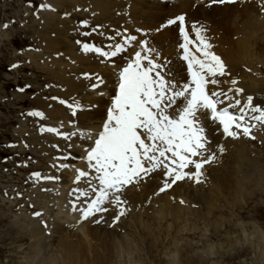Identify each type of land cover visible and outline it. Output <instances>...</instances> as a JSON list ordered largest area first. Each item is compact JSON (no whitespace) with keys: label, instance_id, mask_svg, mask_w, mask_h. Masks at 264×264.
I'll return each instance as SVG.
<instances>
[{"label":"rangeland","instance_id":"obj_1","mask_svg":"<svg viewBox=\"0 0 264 264\" xmlns=\"http://www.w3.org/2000/svg\"><path fill=\"white\" fill-rule=\"evenodd\" d=\"M94 5L95 0H0V264H264V134L256 136L263 143L252 157L256 179L239 198L220 186L221 195L215 197L214 207L207 210L208 201L201 194L210 192L204 184L180 183L181 180L179 212L164 214L159 212L161 197L155 193L152 202L137 208L134 202L141 196L136 190L139 187L131 186L124 187L121 194L110 195L101 206L106 211L82 218L77 207L83 197L75 201L78 193L70 195V191L83 190L88 199L96 196L95 191L90 192L93 185L82 186L89 181V173L77 179L78 173L84 172L80 168L86 160L85 149L94 146L92 139H85L86 129L97 125L89 121L94 118L80 116L89 111L85 92L91 90L86 85L96 80L101 66L114 63L115 67L119 60L115 57L105 62L106 58L88 53V62L74 65L72 57L85 54L83 43L104 49L106 44L117 42L115 34L124 27L128 16L125 8L118 14L112 10L111 14L120 15V20L110 26L98 17ZM217 15L224 23L234 17L233 13L219 10L212 14ZM85 20L87 28L81 27ZM96 26H100L99 30ZM106 29H110L108 33ZM146 31L148 45L155 48L152 54L163 52L164 39L171 38L170 35L164 37L152 25ZM110 36L115 39L109 40ZM130 50L134 55L136 51ZM165 61L162 57L161 63L156 62ZM71 66L73 70L69 72ZM255 67L264 78L262 64L255 63ZM92 68L96 72L88 71ZM167 71L172 72L169 65ZM61 77H68L69 85L62 84ZM37 111L41 117L27 114ZM47 128L56 131L48 132ZM231 140L235 149L234 139ZM76 147L80 152L75 161H66L67 156L75 154ZM227 167L221 166L222 175ZM236 173L237 169L231 170L226 177ZM241 174L245 170L240 171L239 178ZM117 196L121 203L115 202ZM117 217L118 222L114 223ZM91 228L96 237L89 233ZM57 229L69 237L76 236L71 242L80 244L79 248H85L86 253H76L75 259L66 262L62 252H55L63 235ZM108 229L127 242L124 253L122 250L117 254L112 249L109 253ZM87 233L91 237L84 235Z\"/></svg>","mask_w":264,"mask_h":264},{"label":"bare ground","instance_id":"obj_2","mask_svg":"<svg viewBox=\"0 0 264 264\" xmlns=\"http://www.w3.org/2000/svg\"><path fill=\"white\" fill-rule=\"evenodd\" d=\"M171 1L170 3H166V0H95L94 7L98 17L103 18L104 21H106L110 26L113 21L120 20V15L119 17L118 15L114 16L111 14V11L113 10L115 13L118 14L123 12V8L127 9L128 10L127 17L128 18L130 17V20L127 24H124V27L119 32L124 33L125 29H129L127 34L134 35L136 36L137 39L136 41L133 42L130 48H128L125 52H122L117 56L119 63L115 67H114L115 65L114 63L104 64L103 66H101L100 69H98L96 74V80L94 81L90 80L91 82L86 85V86L89 85V89L87 90H91L85 92L87 98H89V103H87L89 105V107H87L89 108V111L84 112L83 115L80 114V116L87 118H94L92 120L89 119L88 120L94 121V123L97 124L96 126L88 127V129H86L87 133L85 134H87V137L94 138L95 136H98L97 134L100 131H102V125L106 120L107 110L111 108L112 101L118 91L119 70L122 68V66H125L126 64L125 57L127 56V53H129L130 49H131L130 51L140 50L141 45L139 44L135 46V44L140 39H143L142 41H144V32H147L146 28L148 25L156 26L159 29L160 34L164 33V37L167 34L170 35L171 37V38L165 37L164 51L163 52L157 51L153 53L155 54V56L152 53H150L151 58L153 60L158 61L159 58L161 59L162 57H164L165 60L169 62L168 65L170 66L172 70L171 73H173V75L168 76L167 74L168 71H166L165 78L168 79L170 77L169 78L170 80H174L176 82L177 88L174 90H180V86L182 85V83L187 82L188 77L186 74V64L183 65V62L179 60V55H182V50L178 47V45L181 43L178 25H171L170 27H166L167 20L172 19L178 15L185 16V24L187 27V32L188 35L193 40L196 39L192 31V25L194 23L198 27H203L205 29L203 34L206 37L207 41L212 45L210 50L216 55H218L222 59L223 63L226 65V74L223 76L216 77L217 81H219L218 84L216 85L209 84L207 86V91L209 92V94L212 91H220L222 93H228L230 98L227 100L228 101L230 100L232 103H234L235 99H239L243 103L247 101L248 96H252L253 105L254 106L259 105L261 108H264V94L262 95L261 93L264 92L263 90L264 78L262 76H259L256 70H254V68L256 69L255 63H260L264 67V0H236L235 3H224V4L210 3V0H171ZM216 10L225 12L227 14L233 13L234 17H232V19L229 20L227 23H224L220 16L218 15L212 16V14ZM161 28L164 29L163 32L161 31ZM109 30L110 29H106L105 32L108 33ZM138 36L140 37L138 38ZM116 40L117 42L115 43L118 42L122 43L121 36H118ZM146 42L148 45L149 36ZM94 45L99 47V45L96 44ZM149 48L155 49L154 47L151 46H149ZM104 49L105 50L108 49L107 44L105 45ZM190 51L197 56L200 55L196 47L193 45H191ZM132 57H134V55H131V58ZM72 58L74 65H79V64H83L84 62H88V60L86 59V54H83L77 58L73 56ZM107 61L110 62V59L106 58L105 62ZM52 62L53 64H57L56 61H52ZM61 68L63 67L61 66ZM68 69L70 72L71 70H73V67L72 66L68 67ZM177 69L179 72H177ZM89 70H91V73L96 72L94 71L93 68L88 69V71ZM98 72L100 73V75ZM99 78H102L101 87L93 89L91 86L96 84ZM61 80H62V84L69 85L70 80L68 79V77L67 78L61 77ZM233 80L236 81L235 84L232 83ZM79 83H82L81 85L85 86L83 80H80ZM237 88L243 89V92L239 96L236 95L235 90ZM229 89H231L232 91L229 92ZM99 94L101 96H99ZM83 98L81 97V99ZM221 99L223 100L224 97ZM226 101L224 104L219 105L218 107H226L229 103V102L227 103ZM165 103L167 102L165 101ZM184 103L185 101H183L182 98L177 99V104L180 107H183ZM174 109L175 106L173 109H169L170 116L173 114ZM238 110H239L238 108L230 109V111H238ZM210 115H211L210 111L199 109L197 111H194L190 116V119L193 120L195 127L203 128L202 135L205 137L203 143L205 144V149H206V150L205 149L201 150L203 152V158L207 159L209 156H214V159L207 164V167L205 165L204 168L202 169L203 172V176L201 177L202 185L204 184L203 187L207 188L210 192V194H201L208 201L206 207L207 210H211L214 207L215 197L221 195L222 190L220 189V186L231 191V194L236 195L239 198V196L243 195V192H245V190L249 188L251 184L255 181L256 171L254 170L255 168L253 167V163H252L253 159L251 158L252 148L257 150L259 146L261 150L262 146L258 142L256 136L262 137V134H264V123H260L258 121H246V123L249 126L255 124V127L251 129L250 136L245 137L243 136L242 131L233 129V131L238 132V138L225 137V135L222 132V128L218 125V122H213L210 119ZM89 121L86 122H88L89 124L90 123ZM82 126L86 128V126L88 125H82ZM92 129L93 131L90 132V130ZM70 131L72 130L70 129ZM138 131L141 134V138L144 139L146 143H151V141L147 139L146 132H144L143 130H138ZM252 137L255 138L253 139ZM231 139H234L233 144L235 149L232 148L230 145L232 143ZM89 142L91 141H88V143ZM221 149H223V151H221ZM78 152H80L79 148L76 149V151L74 152L75 154L71 156H67L66 161L68 162L75 161V156H78ZM196 159L199 160L200 157H197ZM83 163L84 165H82L80 169L84 170L86 174L89 173L90 177H89V181H87L86 184L82 186H87L88 184L93 185V189L92 190L90 189V192L93 193L94 189L97 187V181L94 179L95 172L94 170L89 169L87 159ZM142 163L145 168L150 167V163L147 160H142ZM219 163L221 164V166L223 165L228 166L227 170L224 172L223 175H222L223 169L221 168ZM189 168L192 169V167ZM189 168L184 169V171L189 170ZM234 169L235 170L237 169V173L235 174V176L232 177L230 176L231 178L226 177L229 176L227 172ZM241 170H245V174L243 175L241 174L240 175L241 178H239L238 175ZM62 171L65 173L64 170ZM74 171L75 173H77L76 168ZM163 172L164 170L161 167L147 174L142 173L141 179H139L137 182L129 186H125L128 188H131L132 186L135 187V189L139 187V189L136 190L139 191L137 193L138 194L140 193L141 196L134 202L136 203L137 208H139L138 205L139 206L142 205V207H144L148 205L147 204L148 202L153 201L154 193L156 194L157 187L159 189L160 187L163 186V182H164ZM67 174L71 175L69 174V172ZM259 175L261 176V174ZM185 179H187V177ZM168 182L171 183L170 178ZM178 182L167 191L163 192L162 194H158L160 195L161 197L160 200L163 203L161 209L159 210L160 213L165 214L168 212H172L173 214H176L179 212L181 199L179 198L177 201V197H178V189L180 187L179 184L181 182L179 184ZM132 191L133 193L135 192V190ZM118 194L121 193L118 192ZM87 197L88 196L83 197V200H81L80 205H78L79 207H77L78 209H80L82 206L84 207V205L86 206V204H84V200ZM57 215L59 216V214ZM62 229H64V227ZM59 230L60 229H57V232H60V235H62L63 231H59ZM107 232H108L107 235H109L108 236L109 240L106 241L107 243L111 242V245L108 248L110 249L109 253H111V249L117 252V254H121L122 250L124 253V248H126L127 242L125 243L124 239L120 237H116L115 234L111 233V231L109 232V229ZM89 233L93 237H96L95 231L93 232L92 228L89 231ZM51 234L53 235L54 232ZM90 234L87 233L84 235H86V237L87 236L91 237L89 236ZM55 236H57V234ZM75 237L76 236L69 237V235L63 234L59 240V243L57 244L59 249L58 247L55 248V252L56 251L62 252L64 256V260L66 262L75 259L76 253H80L82 256L83 254L86 253V252L84 253L85 248L83 249L79 248L80 244L75 245L71 242V240L74 239Z\"/></svg>","mask_w":264,"mask_h":264},{"label":"snow or ice","instance_id":"obj_3","mask_svg":"<svg viewBox=\"0 0 264 264\" xmlns=\"http://www.w3.org/2000/svg\"><path fill=\"white\" fill-rule=\"evenodd\" d=\"M235 2L236 0H210V3L219 4ZM167 25H178L181 38L178 47L182 50L181 59L186 62L188 80L182 83L180 90H174L177 88L176 82L166 79L164 75L169 62L157 63L150 56L155 49L149 48L146 41L140 42V50L136 51L134 57L130 58L119 70L118 91L111 108L107 110L102 131L94 138L85 137V139L93 140L94 146L86 148L85 152L88 167L95 172L94 179L97 181V187L94 189L96 196L85 199L86 207L82 206L79 209L83 219L97 212L106 211L101 206L110 195L137 182L142 178V173L147 174L161 167L164 170V182L158 190L159 193L167 191L185 177L200 183L203 176L202 169L214 159V156L203 158L201 150L205 149L203 143L205 137L202 135L203 128L195 127L193 120L190 119L194 111L199 109L210 111V119L218 122L225 137L230 138H238V132L233 129L242 131L245 137L250 136L255 124L249 126L246 121L264 123V108L259 105L254 106L252 96H248L247 101L243 103L235 99L234 103L226 107H218L230 98L228 93L212 91L209 94L207 91L209 84H218L217 76L226 74V65L218 55L210 50L212 45L203 34L205 29L194 23L192 31L196 39L193 40L188 35L184 15L167 20ZM81 27L87 28L88 22L82 21ZM96 27L98 29L100 26ZM90 34L85 33V35ZM115 35L121 36L122 43L109 44L107 47L110 51L88 43L82 44V51L85 54L95 53L97 56L111 59L125 52L137 39L134 35L120 32ZM112 39L115 37L110 36L109 40ZM77 43L81 42L77 41ZM189 45L195 46L200 55L192 53ZM167 74L168 76L173 75L170 71ZM101 83L102 78H99L98 82L91 87L99 88ZM232 83L235 84L236 81L233 80ZM231 91L229 89V92ZM235 91L239 96L243 89L237 88ZM221 96L224 97L223 100ZM178 98L185 101L183 107L177 104ZM174 106L175 109L170 116L169 109H173ZM237 108L238 111H230V109ZM27 114L41 117L38 111ZM46 130L56 131L53 128ZM138 130L146 132L147 139L151 143H146ZM197 157L200 159H196ZM142 160H147L150 167L145 168ZM189 167H192L194 171H184ZM34 175L36 179H41L39 174ZM85 175V172L80 171L77 179ZM169 178L171 183L168 182ZM73 193H78L75 195V201L86 196L84 192L77 189L70 191V195ZM115 202L121 203L119 196L116 197ZM72 208L76 209L75 202L72 203ZM34 215L38 216L40 213ZM118 219L119 217L115 218L114 223L118 222Z\"/></svg>","mask_w":264,"mask_h":264}]
</instances>
